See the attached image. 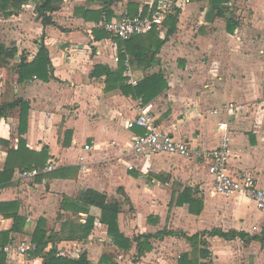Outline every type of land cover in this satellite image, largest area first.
I'll list each match as a JSON object with an SVG mask.
<instances>
[{
	"label": "crops",
	"instance_id": "1",
	"mask_svg": "<svg viewBox=\"0 0 264 264\" xmlns=\"http://www.w3.org/2000/svg\"><path fill=\"white\" fill-rule=\"evenodd\" d=\"M40 1L8 0L0 9V173L14 169L0 183V264H46L41 253L1 258L24 240L43 248L34 239L39 228L45 253L70 260L86 254L93 264L104 257L180 264L185 255L194 264H264V242L208 235L218 229L264 238V211L244 196L216 194L202 157L139 160L131 144L146 131L126 126L139 106L149 107L161 130L208 152L219 147L225 118L210 112L244 105L229 119L228 171L252 175L264 189V0H174V33L167 19L127 45L105 23L162 0H58L44 13L48 25L36 11ZM153 76L166 86L144 104L131 87ZM51 163L45 186L19 180L22 170ZM90 190L120 204L118 230L132 242L128 251L114 243L103 211L81 201ZM149 235L156 236L148 240L152 249L139 256L137 241ZM183 235L202 236L194 245Z\"/></svg>",
	"mask_w": 264,
	"mask_h": 264
},
{
	"label": "built area",
	"instance_id": "2",
	"mask_svg": "<svg viewBox=\"0 0 264 264\" xmlns=\"http://www.w3.org/2000/svg\"><path fill=\"white\" fill-rule=\"evenodd\" d=\"M188 0H185V4ZM177 6L174 0H162L158 6H151L146 15L124 16L120 20L105 23V27L111 34L123 41H129L134 36L146 35L156 30H161L169 16ZM136 84V80H132ZM245 106L230 103L220 110L210 112L211 115L225 116L217 126V131L224 136L218 148L208 152H195L193 148L183 141H177L170 133L161 130L155 123V116L149 107L139 106V115L135 120L126 121L128 128L140 127L145 129V134L137 136L131 144V151L136 157L147 158L157 155H170L190 159L202 157L210 162L209 174L214 178V190L218 195L232 197L242 195L254 202L257 208L264 211V189L259 187L258 180L252 175L235 177L229 174L228 162L230 153V118L238 116L245 111ZM88 148V147H87ZM55 163L49 164L44 169L33 168L22 170L18 176L26 186L37 188L45 186L48 181L47 173L54 171ZM134 166H129L133 170ZM40 181L38 182V180ZM37 247L31 240H24L17 245H9L4 249L8 260L14 254L21 257H32Z\"/></svg>",
	"mask_w": 264,
	"mask_h": 264
},
{
	"label": "trees",
	"instance_id": "3",
	"mask_svg": "<svg viewBox=\"0 0 264 264\" xmlns=\"http://www.w3.org/2000/svg\"><path fill=\"white\" fill-rule=\"evenodd\" d=\"M7 1L8 0H0V9L4 8V7H9L8 5L10 3H8ZM56 1H58V0H42L40 2H36V7H37L36 11H37L39 17L43 18V23L45 25L50 24L51 20L44 13L53 11L54 8L52 7V3L56 2ZM212 1L215 2L217 5H220V0H212ZM7 3H8V5H6ZM146 11L147 10L142 11L141 14L146 15L148 13V11L147 12ZM168 20H169V22L171 21L173 24V28L170 29V34H172L176 30L177 19L175 17L169 16ZM229 30L233 31L234 27L229 26ZM154 33H155V31H153L149 34L143 35V36H150ZM138 37L139 36H137V37L134 36L129 41H124L123 43L127 45L130 42L134 41ZM161 45L159 47H157V50H159L161 48ZM1 50L2 49L0 46V55H1ZM115 82L118 83L119 81L116 80ZM158 82L163 83V85L160 88L157 85ZM165 86H166V84L162 81L160 76H153L151 78L146 79L142 83L138 84L136 87H131V86L130 87L132 88V92L134 93V96L141 98L142 101L144 102V104H147L155 96H157V94L159 92H161V90ZM125 87H129V86H125ZM13 172H14L13 168L11 169L10 167H7V170L5 171V173H3V174L0 173V183H1V181H7V180L11 179ZM80 198H81V201L85 205L90 206V207H97L103 211V223H105L108 226L109 233L114 238V243L116 244V246H118L119 248H121L125 251H128L129 249H131L132 242L129 239L124 238V236L121 235L119 233V230H118L117 221H118V215L121 213L120 204L109 203L107 200V196L105 194H101V193L91 191V190L82 193ZM72 227L74 229L78 228L77 225H72ZM91 228H92V222L89 223V227L85 231L86 235H83V237L87 236V231H89ZM167 235H174V234L170 233V232H161L157 236L164 237ZM208 235L211 237L224 238L226 240H233V239H236L237 237H239V238L243 239L244 241H247V243H250L252 241L264 242V238H262V237H259V236L250 237L246 233H239V232H235V231L227 234V233H223L222 231L216 229L212 232H209ZM263 235H264V233H263ZM183 236L186 239H188L189 242L196 245V244H198L199 239L201 238L202 235H196L194 237H188L187 235L186 236L183 235ZM154 237H156V236H154V235L144 236L143 237L145 239L144 241H141V239H138L137 242H138L139 256H142L145 252L150 251L152 249V246L148 242V240L151 238H154ZM34 239H35V242H37L38 245H41V247H43V248L47 244L45 242V234L42 233V230L40 228L37 231L36 235L34 236ZM205 244L206 243H203V245H205ZM43 248L39 249V251L37 249L36 252L34 253V255L35 254L39 255L40 253L44 254V255L45 254L48 255L46 264H93L92 262H90L88 260V257L86 254L82 255L79 260H70L67 258H58L57 254H56V250H54V249H52L50 252L45 253V250H43ZM1 258H4V261L6 259V254L4 253V250H2V252H1ZM100 264H114V263L110 258L104 257V258H102V261ZM180 264H194V263H193V261L189 260L188 255H185L180 260Z\"/></svg>",
	"mask_w": 264,
	"mask_h": 264
},
{
	"label": "rangeland",
	"instance_id": "4",
	"mask_svg": "<svg viewBox=\"0 0 264 264\" xmlns=\"http://www.w3.org/2000/svg\"><path fill=\"white\" fill-rule=\"evenodd\" d=\"M136 158H138L139 160L140 159H144V158H140V157H136ZM146 166H147V164H146ZM145 168H147V167H145ZM240 196V195H239ZM242 196V195H241ZM259 248V247H258ZM262 248V247H261ZM262 249H264V248H262ZM264 255V254H263ZM263 261H264V256H263Z\"/></svg>",
	"mask_w": 264,
	"mask_h": 264
}]
</instances>
